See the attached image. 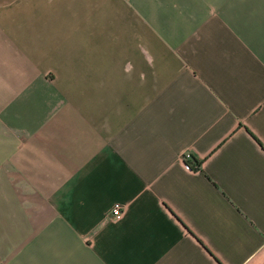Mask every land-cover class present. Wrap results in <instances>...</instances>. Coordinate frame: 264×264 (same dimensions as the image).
<instances>
[{"label": "crops", "instance_id": "obj_1", "mask_svg": "<svg viewBox=\"0 0 264 264\" xmlns=\"http://www.w3.org/2000/svg\"><path fill=\"white\" fill-rule=\"evenodd\" d=\"M0 264H264V0H0Z\"/></svg>", "mask_w": 264, "mask_h": 264}, {"label": "built area", "instance_id": "obj_2", "mask_svg": "<svg viewBox=\"0 0 264 264\" xmlns=\"http://www.w3.org/2000/svg\"><path fill=\"white\" fill-rule=\"evenodd\" d=\"M187 153H185L184 155H182L181 160L184 163V158L187 157ZM110 215L113 217H117L118 215H120L121 213V207L118 204H114L109 211Z\"/></svg>", "mask_w": 264, "mask_h": 264}]
</instances>
